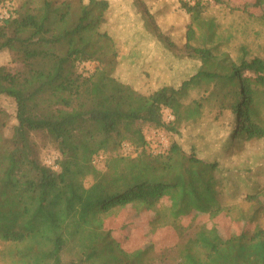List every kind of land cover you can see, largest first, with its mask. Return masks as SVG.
<instances>
[{
	"label": "trees",
	"instance_id": "trees-1",
	"mask_svg": "<svg viewBox=\"0 0 264 264\" xmlns=\"http://www.w3.org/2000/svg\"><path fill=\"white\" fill-rule=\"evenodd\" d=\"M204 7L181 4L190 20L185 44L200 63L194 74L146 95L113 76L118 51L100 30L107 0H20L0 22V52L15 65L0 66V96L15 105L7 136L8 115L0 108V263L150 264L147 249L128 254L120 247L103 215L164 199L174 221L216 218L225 210L216 161L187 154L176 141L153 154L143 133L152 128L181 136L182 126L198 124L208 105L219 117L228 112L230 144L264 139V58L252 56L245 43L235 58L221 52L230 38L202 20ZM247 16L264 23V14ZM90 63L96 66L85 72ZM194 93L199 97L191 99ZM123 144L137 154L121 155ZM48 150L57 155L55 168L42 159ZM254 189L245 197L254 207L242 216L240 232L223 238L200 228L178 253V264H264V228L249 234L264 210V185Z\"/></svg>",
	"mask_w": 264,
	"mask_h": 264
},
{
	"label": "rangeland",
	"instance_id": "rangeland-1",
	"mask_svg": "<svg viewBox=\"0 0 264 264\" xmlns=\"http://www.w3.org/2000/svg\"><path fill=\"white\" fill-rule=\"evenodd\" d=\"M107 1L109 10L100 30L116 44L118 57L113 76L117 80L146 95L164 85L178 87L194 74L200 63L185 44L190 20L181 8L184 0ZM19 2L0 0V11L9 8L10 13ZM203 10L202 20L215 23L221 36L230 38L220 46L221 52L235 58L237 47L245 43L252 56L264 58V23L230 10L224 4L218 6L211 2ZM85 65L87 72L93 70L96 63ZM0 66L15 67L10 63L7 51L0 52ZM198 97L199 94L194 93L190 98ZM0 108L8 115L7 136L15 124V105L11 99L0 96ZM204 108L199 123L189 127L183 125L181 136H167L152 128H144L143 133L147 150L153 154L163 153L172 141H176L185 153L216 161L223 178L220 202L225 210L216 218L201 215L174 221L169 215L170 203L164 199L152 208L131 203L102 216L105 229L111 232L120 247L128 254L147 249L146 259L150 264H178V253L200 228L216 229L223 238L240 232L245 226L242 216L251 214L254 207L246 201V195L264 185V139L250 142L238 139L230 144L228 112L219 117L216 108H208V105ZM162 113L166 122L173 119L168 110ZM119 153L131 157L137 154L129 144H123ZM107 156H100L95 166L103 168ZM42 159L46 165L55 168L57 155L53 150L45 151ZM180 227L182 231H179ZM249 228V234L264 228V210L257 213Z\"/></svg>",
	"mask_w": 264,
	"mask_h": 264
},
{
	"label": "crops",
	"instance_id": "crops-1",
	"mask_svg": "<svg viewBox=\"0 0 264 264\" xmlns=\"http://www.w3.org/2000/svg\"><path fill=\"white\" fill-rule=\"evenodd\" d=\"M223 1H224L223 4L229 7L230 10L238 11L246 16L247 13L255 14L258 16L264 14V0H223ZM247 17L250 18L249 16Z\"/></svg>",
	"mask_w": 264,
	"mask_h": 264
},
{
	"label": "built area",
	"instance_id": "built-area-1",
	"mask_svg": "<svg viewBox=\"0 0 264 264\" xmlns=\"http://www.w3.org/2000/svg\"><path fill=\"white\" fill-rule=\"evenodd\" d=\"M188 5L195 6H205L212 2V0H184ZM10 16L9 8H4L0 11V22L7 19Z\"/></svg>",
	"mask_w": 264,
	"mask_h": 264
}]
</instances>
